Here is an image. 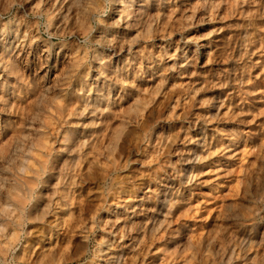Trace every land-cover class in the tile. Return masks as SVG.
Segmentation results:
<instances>
[{"label":"clouds","instance_id":"1","mask_svg":"<svg viewBox=\"0 0 264 264\" xmlns=\"http://www.w3.org/2000/svg\"><path fill=\"white\" fill-rule=\"evenodd\" d=\"M175 4L176 0H0V200L16 209L3 221L0 264H59L57 249L48 246V238H58L63 231L56 214L70 209L80 197L74 189L83 185L98 186L102 193L97 213L105 210L117 218L101 221L94 213L95 231L79 233L83 237L76 245L83 257L79 264H157V257L147 259L150 243L161 240L165 233L168 239L156 249L163 253L164 264H264V153L257 157L261 163L249 166L240 177L238 198L229 201L223 194L224 185H213L211 195L201 201L204 207L200 211L202 217L214 205L216 214L206 224L185 222L193 211L192 200L199 199L194 188L186 185L209 183L200 179L198 167L211 155L206 126L217 123L211 133L222 145L216 149L221 156L234 153L246 140L255 142L250 130L245 134L249 121L237 119L246 113L229 109L227 114L197 113L189 120L201 89L181 85V95H190L187 106L177 105L184 109L179 116L149 112L138 119L127 128L126 149L102 175L95 159L89 160L95 157L93 142L97 138L73 127L78 122L83 129L96 128L115 110L143 95L150 77L153 82L159 78L167 83L186 71L181 61L184 65L197 62L182 43L184 30L191 25L176 27L170 22ZM177 33L181 35L174 39ZM13 34L19 41L17 47L30 58H16L15 49L7 43ZM209 105L214 106L212 99L195 104L205 111ZM257 115H264V110ZM157 119L188 120L186 129L181 125L183 138L180 130L166 135L156 129ZM226 119L235 123L219 124ZM195 124L204 126L203 150L186 152L181 145L199 142L189 135ZM260 138H264V130L256 137ZM150 148L156 166L136 175L127 155L134 151L147 154ZM20 160L28 170L23 177L16 171ZM85 162L88 167L81 171ZM232 163L215 160L204 167H217L228 184L235 179ZM125 169L132 174L121 175ZM142 178L147 179L140 183ZM145 188L142 201L128 203ZM17 191L29 193L27 202L11 199ZM122 194L128 200L122 201ZM109 196L122 212L104 207ZM80 199L91 204L88 196ZM186 205V213L174 216L173 209ZM136 217L147 219L151 228L136 222ZM121 240L128 243L121 244ZM170 245L171 251H165ZM73 258L60 257L65 264H71Z\"/></svg>","mask_w":264,"mask_h":264},{"label":"rangeland","instance_id":"2","mask_svg":"<svg viewBox=\"0 0 264 264\" xmlns=\"http://www.w3.org/2000/svg\"><path fill=\"white\" fill-rule=\"evenodd\" d=\"M217 1L216 0H212V1L210 0L209 1L208 0H185V1L176 0L177 2L175 4L176 12H175V15L170 18V22L174 24L176 27H179L180 24L181 25L182 24L191 25L190 27L185 28L183 32V35L185 36V40L182 41V43L185 46V48L188 50L189 57H195L197 62H195L194 65H189V66L185 65L186 66L185 67L183 61H181V64L183 63L182 64L183 67L187 70L180 75L172 76V78H170L167 83H164L162 81L159 82L160 80L159 78H157L158 81L156 80V82L158 84H156V82L154 83L152 82V84H150L152 86V87L150 86L149 88L151 89V91H149V89H145L143 95H138L140 99L138 98V96H136L137 98L134 97L135 99H132V101L127 105L128 108L125 107L127 112L124 113L123 117H124V120L127 122L126 123L127 125L126 130H127V128L130 125L131 126L133 125L132 124L133 120H138L146 116L149 112H152L155 116H159L161 114L168 116V114L170 115L173 113L179 116V114L184 109L183 107H178V106L174 107L175 104H172V102H174L173 101L174 98L179 97L180 102L178 105L187 106L186 101L188 100L190 94L185 93L186 95L185 94L181 95V93L184 92V88L180 86L181 85L186 86L188 84H192V82H193V85L198 86L197 88L201 89V91H199L195 96L196 97L195 99L198 101H194V106L192 107L189 118H188L189 120H192L193 116H195L197 113H203L204 115L210 114L211 116L213 114V111L216 114L219 110H220L219 113L221 114H227L229 112V109H231L233 113H237V112L246 113L245 116L243 117L238 116L237 119H245V120L248 119L247 121H249V123H247V125L245 126L246 128L245 134L247 136L248 130H250L251 139L254 140L255 142H249V140H246L245 143H243L242 147H238V149H236L235 151L236 153L231 158L229 157L225 159L223 156L220 155L219 152L216 151L217 148L222 147L220 143L217 144L218 143L217 140L213 138V135L211 133V129L213 127H217V123L214 122L213 124L206 126L208 130L207 138L210 141L212 147L208 150L209 152H211V155H209L208 162L207 160H205L206 163L204 161L203 163L208 165L210 164L211 161H215V159L225 160V161L230 160L229 161L230 163L233 161L234 163H236V164L232 163V167L236 169V172L234 173L235 179L233 182L226 184L228 186V189L225 195L228 197V200L231 201L239 197V194L241 192L240 177L243 175L245 169L248 168L249 166H257L259 163H261V161L258 160L257 157L258 155L264 153V138L256 139V137L259 136L260 131L264 130L261 128V126L264 125V115H257V113L260 112L262 109L264 110V97H263L264 96V92H263L264 91V84H263L264 83V68H263L264 67V31H261V29H264V8L261 7V5H264V0H217ZM207 2L208 4L210 3V5H208ZM215 2L217 5L215 4ZM187 3H188V7L186 6ZM189 5L192 7H190ZM182 7L187 8L188 10ZM190 8H192V11ZM177 10L180 13H181L180 10H182V12L184 13L180 14ZM213 11H214V14H212ZM188 13L190 14L191 17L189 16ZM186 15L187 17L188 16L189 17L187 18ZM178 18L180 19L182 18L183 20L182 19L180 20ZM188 19H191V20H188ZM183 22H186V23H183ZM179 35L181 34L177 33L173 38L178 39ZM189 72L191 73V75ZM193 73H199V75H194ZM206 80L210 81L211 84H224L225 86L224 87H219V86L209 87L205 83ZM187 82H190V83L187 84ZM156 85L157 87H155ZM177 86H178V89L176 88ZM170 87L173 89H171ZM245 89H248L249 91ZM146 90L148 93L146 92ZM169 90H170V93H169ZM177 93H179L178 96L176 95ZM183 97L185 98V100L183 99ZM205 97L207 99H212L213 102L217 101V104H215L216 106H208L207 111L196 107L195 104L202 101L201 99L203 100L206 99ZM133 101L135 102L133 103L134 106L132 105ZM60 102H61L60 100H56L54 104L56 105L57 103H60ZM221 103L223 104V107H221ZM260 103L262 104L260 105ZM211 108L213 109L211 110ZM252 113H254L255 115ZM108 120H109L108 128H107L108 131L105 130L104 132V134L106 133L105 136L109 134L110 126H115L118 124L117 122L118 118L114 114L110 116ZM160 120L161 119H157L156 121V124H158V127L155 124L156 129H159L162 131L164 130L166 135H170L171 132L173 131L180 130L181 138H183L184 131L181 129V125H183V127L186 129L188 127V120H184V121H181L178 119H167V120H161V121ZM234 123H235L234 120H227V119L219 122L220 125H229V126ZM79 125L80 124L78 122H75V128L77 130H80L83 132L86 131L89 133L90 129H81V126ZM194 128L189 132V135L192 137L193 141L199 140V142L198 143L194 142V143H190L187 145H181V147L184 148L186 152L190 150H195L198 153L203 150V146H204L203 137L205 135V131H204V126L202 124H197V125L195 124ZM95 129L96 128L92 129V131H95ZM198 131L200 132V134H198L199 133ZM124 134L127 135L125 132V129L123 131V135ZM123 137H124V142H123L124 145L122 144L121 153L123 150L126 149L125 136ZM100 149H103V148H100ZM241 149H243L244 152ZM205 154L208 155V152H205ZM236 154H238V156ZM146 156H147V159L145 158ZM237 157L239 158L237 159ZM126 158L133 161V163L129 165V168L136 170L135 171L136 175H139L140 170L149 171L150 169L156 166L155 165L156 156H155V153L153 154V151H151V148L148 150L147 154L134 151L132 153H129ZM160 159H162V157ZM172 159L175 160V157H172ZM142 161L145 163L142 164L143 163ZM121 163H123V159H121ZM204 164L198 166L202 170V173L205 174V175L202 174L200 176V179H203L204 181L209 180L208 181L209 183H206V184L204 183L200 185L199 184L186 185V188H190V189L194 188L195 195L200 197L199 199L192 200L191 205H192L193 211L190 216L188 215L185 216L186 223L188 222L192 224H200V223L206 224L216 214L214 205H209L207 213L201 217L200 210L202 207H204V205L199 203V201L203 200L205 195H209V196L211 195L209 189L212 188L214 184L213 183L214 176H212L211 173H212V170H214V168H217V167H214V168L211 167L210 169V167H206L205 169ZM99 167L102 168L101 166H98L96 168L98 169L99 173L102 175L104 173L103 169H100ZM239 167L241 168L242 171L240 170ZM237 168L239 169L237 170ZM81 171H84V168H82ZM25 174L27 175L26 172ZM131 174L132 173L128 172V169H125L124 172L121 173V175H131ZM208 175L209 176L211 175V176L209 177ZM146 179L147 178H142L140 183H143ZM225 180H226L225 177L220 178V181L223 184H225ZM74 190L80 193V197L88 196L89 199L91 200V204H89L88 201L81 200L80 197H77L76 200L72 202L71 207H70L71 209H68V210L66 209V211L63 212L64 214H62V216H65L66 219L70 220L68 221L69 224H72L74 221L78 222V219H79V225L82 226V227L79 226L80 231H83L84 229H89V231H95L94 213L96 214L95 218L97 219L99 217V214L96 212V209H97V204L98 205L101 204L100 202L102 199V193L98 190V186L88 187L87 185H83V186L77 187ZM134 190L139 191V189H134ZM145 190L146 188L143 190V192H145ZM143 192H140V195L136 198V200L139 199L143 195L142 194ZM16 194L18 195L20 193L16 192ZM20 195L18 196L19 197L22 196V198L26 197V191L23 195L21 196ZM124 197L128 198L127 195H124ZM0 202H1V207H0V228L1 229L0 231L3 232L2 225H3L4 218L12 215L13 213L16 212V210L12 204L6 203L3 200H1ZM216 203H220V201H217ZM178 208L173 209V214L175 213L174 216L176 217L180 216L179 213L181 214L183 211L181 210L182 208L180 207ZM6 210L8 213L5 212ZM176 210H178L179 213L176 212ZM70 213H72L71 219H70ZM56 215L57 217H59V213H57ZM48 219H53V217H48ZM82 219H83V222H82ZM84 224H85V227H84ZM30 227H35V225L30 226ZM79 230L73 231L72 229V232H74L72 235L75 236L74 238L68 232V228L64 227L63 231H60L58 233V238L52 239V242L54 244V249H57L56 255H57V259L59 260V264H65L64 260L60 259L61 255L68 256V257H76L71 260V264H79V261L83 259V257L79 255V252L76 247L77 242L83 239L81 238L82 236L79 235V233H81L79 232ZM164 237L163 239L159 241H156V242L154 241L150 243V247H153L152 250H155L156 248H158V245H160L159 248H162L164 246L165 241L168 238L166 233ZM10 239H13V238H10ZM120 242L122 244V241ZM124 242L126 244L128 243L127 240H124ZM155 244H158V245L156 246ZM168 248L170 250H168ZM168 248H166L165 251H171L172 249L171 245ZM115 250L117 249H113V251ZM150 254L152 256L149 255L150 258L148 259H151L153 256L157 255V258H158L157 264H164V255L162 252H157L155 250V251L150 252ZM249 255L252 256V255H255V253H250ZM137 264H139L138 261H137ZM168 264H171V261H168Z\"/></svg>","mask_w":264,"mask_h":264},{"label":"bare ground","instance_id":"3","mask_svg":"<svg viewBox=\"0 0 264 264\" xmlns=\"http://www.w3.org/2000/svg\"><path fill=\"white\" fill-rule=\"evenodd\" d=\"M185 1V0H184ZM209 1V0H208ZM210 1H212V0H210ZM217 1V0H216ZM177 3V2H176ZM185 3V2H184ZM217 3H218V1H217ZM207 4H208V2H207ZM215 4H216V2H215ZM208 5H210V3L208 4ZM212 5V4H211ZM217 5V4H216ZM180 6V5H179ZM178 6V7H179ZM182 6V5H181ZM186 6L188 7V3L186 4ZM190 6V5H189ZM190 7H192V6H190ZM182 8H184V7H182ZM216 8V7H215ZM184 9H187V8H184ZM191 9V11H192V8H190ZM188 10V9H187ZM178 11V10H177ZM181 11V13L183 14L184 12H182V10H180ZM179 12V11H178ZM187 12V11H186ZM180 13V12H179ZM180 13V14H181ZM192 13V12H191ZM211 13V12H210ZM242 13V12H241ZM185 14H187V13H185ZM189 14V13H188ZM212 14H214V11H213V13ZM218 14V13H217ZM244 14H245V12H244ZM193 15V14H192ZM178 16V15H177ZM176 16V17H177ZM183 16H185V15H183ZM189 16H190V14H189ZM188 16V17H189ZM172 17V16H171ZM186 17H187V15H186ZM185 17V18H186ZM187 17V18H188ZM191 17V16H190ZM194 17V16H193ZM173 19V18H172ZM175 19V18H174ZM178 19H180V18H178ZM182 19V18H181ZM180 19V20H181ZM193 19V18H192ZM237 19V18H236ZM183 20V19H182ZM188 20H191V19H188ZM173 21H175V20H173ZM185 21V20H184ZM187 22V21H186ZM186 22H183V23H186ZM194 22V21H193ZM176 24V23H175ZM179 25V24H178ZM181 25V24H180ZM179 25V26H180ZM175 26V25H174ZM208 29V28H207ZM187 36V35H186ZM7 43L8 44H11V47L13 48V49H15V56H16V58L17 59H19V58H21V57H23V58H25V59H28V58H30L29 57V54H28V52L27 51H25L23 48H18L17 47V44L19 43V41H16L15 40V35L13 34V35H11V36H9L8 38H7ZM197 43V42H196ZM196 45V44H195ZM202 46V45H201ZM201 46H199V47H201ZM30 47V46H29ZM203 47V46H202ZM255 47V46H254ZM253 47V48H254ZM262 47V46H261ZM193 49V48H192ZM197 51V50H196ZM193 53V52H192ZM191 53V54H192ZM196 55V54H195ZM194 56V55H193ZM5 58H7V57H5ZM203 59V58H202ZM253 59H254V57H253ZM205 62V61H204ZM262 62V61H261ZM183 64V63H182ZM260 65V64H259ZM185 66V65H184ZM189 66V65H188ZM186 67V66H185ZM264 68V67H263ZM189 69V68H188ZM187 70V69H186ZM191 70V69H190ZM183 73V72H182ZM190 73V72H189ZM184 75H186V74H184ZM190 75H191V73H190ZM158 81V80H157ZM152 79H151V77L149 78V81H148V84H146L145 85V89H149L150 88V84H152ZM159 82H161V81H159ZM163 82V81H162ZM154 83V82H153ZM185 83V82H184ZM188 83H190V82H187V84ZM156 84H158L157 82H156ZM181 84V83H180ZM192 84H193V82H192ZM264 84V83H263ZM154 85V84H153ZM160 85V84H159ZM163 85V84H162ZM173 85V84H172ZM178 85V84H177ZM168 86V85H167ZM152 87V86H151ZM155 87H157V85L155 86ZM154 87V88H155ZM163 87V86H162ZM196 88L198 87V86H195ZM253 87H254V85H253ZM167 88V87H166ZM171 88V87H170ZM177 89H178V86L176 87ZM248 88V87H247ZM171 89H173V88H171ZM179 89H180V87H179ZM257 89V88H256ZM154 90V89H153ZM152 90V91H153ZM157 90V89H156ZM245 90H248V89H245ZM162 91V90H161ZM178 91V90H177ZM181 91V90H180ZM249 91V90H248ZM252 91V90H251ZM262 91V90H261ZM260 91V92H261ZM146 92H147V90H146ZM158 92V91H157ZM159 92H160V90H159ZM183 92V91H182ZM264 92V91H263ZM148 93V92H147ZM150 93V92H149ZM169 93H170V90H169ZM173 93V92H172ZM171 93V94H172ZM211 93V92H210ZM251 93V92H250ZM258 93V92H257ZM256 93V94H257ZM164 94V93H163ZM168 94V93H167ZM166 94V95H167ZM178 94L179 93H177L176 95L178 96ZM188 94V93H187ZM190 94V93H189ZM263 94V93H262ZM149 95V94H148ZM151 95V94H150ZM153 95V94H152ZM165 95V96H166ZM170 95V94H169ZM168 95V96H169ZM186 95V94H185ZM258 95V94H257ZM181 96V95H180ZM188 96V95H187ZM150 97V96H149ZM219 97V96H218ZM250 97V96H249ZM257 97V96H256ZM259 97V96H258ZM264 97V96H263ZM137 98V97H136ZM138 98H139V96H138ZM153 98V97H152ZM174 98V97H173ZM196 98V97H195ZM206 98V97H205ZM215 98V97H214ZM133 99H135V98H133ZM140 99V98H139ZM148 99V98H147ZM183 99L185 100V98L183 97ZM207 99V98H206ZM259 99V98H258ZM168 100V99H167ZM201 100H203V99H201ZM56 101V100H55ZM55 101H53V103L55 102ZM137 101V100H136ZM174 102H172V104H175V106L174 107H176L178 104H179V102H180V98L179 97H176V98H174V100H173ZM183 101V100H182ZM195 101H198V100H196L195 99ZM241 101V100H240ZM258 101V100H257ZM262 101V100H261ZM138 102V101H137ZM148 102V101H147ZM133 103H135L134 101L132 102V105L134 106V104ZM214 103V106H216L215 104H217V101H214L213 102ZM171 104V103H170ZM262 103H260V105H261ZM136 105H138V104H136ZM163 105V104H162ZM239 105H240V103H239ZM56 106L57 107H59V106H61V102L60 103H57L56 104ZM173 106V105H172ZM209 106H213V105H209ZM127 108H128V106H126ZM257 107H259V106H257ZM263 107V106H262ZM261 108V107H260ZM130 109V108H129ZM136 109V108H135ZM213 108H211V110H212ZM250 109V108H249ZM261 110V109H260ZM263 110V109H262ZM131 111H132V109H131ZM167 111H169V110H167ZM172 111V110H171ZM173 111H175V110H173ZM218 111V110H217ZM220 111V110H219ZM218 111V112H219ZM258 111V110H257ZM125 112H127L126 111V109H125V107L124 108H121V109H117V110H115V112L113 113L115 116H117L118 117V124L117 125H115V126H110L109 127V129H110V132H109V134L108 135H106L105 136V134H104V132H105V130H107L108 131V123H109V120H102V122L101 123H98V125H97V127H96V129H95V131H92V129H90L89 130V137H96L97 139L96 140H94V145H95V157H89V160H92V159H95V166L96 167H98V166H101L102 168H100V169H103V172L105 173V172H107V171H110V169H109V165H110V163L114 160V159H117L120 155H121V147H122V144H123V142H124V137L123 136H126L125 134L123 135V131H124V129H125V132H126V134H127V130H126V127H127V125H126V121L124 120V117H123V115H124V113ZM178 112V111H177ZM212 112V111H211ZM259 113V112H258ZM215 113H214V111H213V114L212 115H214ZM252 114H254V113H252ZM169 115V114H168ZM210 115V114H209ZM255 115V114H254ZM126 116V115H125ZM139 116V115H138ZM191 117V116H190ZM194 117V116H193ZM136 118V117H135ZM246 118V117H245ZM254 118V117H253ZM252 118V119H253ZM193 119V118H192ZM70 120H71V117H70ZM115 120V119H114ZM248 120V119H247ZM128 121V120H127ZM137 120H133V123L132 124H134L135 122H136ZM161 121V120H160ZM115 122V121H114ZM130 122V121H129ZM116 124V123H115ZM129 125V124H128ZM157 125V127H158V124H156ZM197 125V124H196ZM80 126V125H79ZM131 126V125H130ZM129 126V127H130ZM73 127L75 128V122H73ZM78 127V126H77ZM163 127V126H162ZM201 127V126H200ZM81 129H83V128H81ZM195 129V128H194ZM200 129V128H199ZM159 130V129H158ZM167 130V129H166ZM164 131V130H163ZM86 132V131H85ZM167 132V131H166ZM199 132V131H198ZM198 134H200V132L198 133ZM217 143V142H216ZM217 144H219V143H217ZM217 144H216V146H217ZM124 145V144H123ZM198 145V144H197ZM243 145V144H242ZM242 145H240V147H242ZM247 146V145H246ZM99 147V148H98ZM124 147V146H123ZM244 147V146H243ZM100 148H103V149H100ZM192 149H193V147H192ZM216 149V148H215ZM238 149V148H237ZM245 149V148H244ZM190 150V149H189ZM242 151H243V149H241ZM86 151H91V149H86ZM190 151H192V150H190ZM235 151H236V149H235ZM240 151V150H239ZM246 151V150H245ZM244 152V151H243ZM242 152V153H243ZM247 152V151H246ZM236 152H234V153H232V152H229V153H225V155L223 156L225 159L226 158H231L232 156H234V154H235ZM153 154H154V152H153ZM237 156H238V154H236ZM235 155V156H236ZM214 156V155H213ZM151 157V156H150ZM146 159H147V156L145 157ZM212 158V157H211ZM218 158H220V157H218ZM239 157H237V159H238ZM214 160V159H213ZM215 160H217V159H215ZM227 160H229V159H227ZM143 161H145V160H143ZM142 161V162H143ZM230 161V160H229ZM228 161V162H229ZM121 162V161H120ZM141 162V163H142ZM205 163H206V161H204ZM207 162H208V160H207ZM28 164H31V161H28L27 162ZM145 162H143L142 164H144ZM24 164H25V162L23 161V160H20V161H18V163H17V168H16V171H17V174H18V177H23V176H26V174H25V172L27 173V168L24 166ZM204 164V163H203ZM234 164H236V163H234ZM98 165V166H97ZM137 165H138V163H137ZM204 165H206V164H204ZM88 167V162H85V165H84V169L85 168H87ZM143 167V166H142ZM221 167H223V166H221ZM205 169H206V167H204ZM214 168V167H213ZM240 168V167H239ZM239 168H237V170L239 169ZM210 169H211V167H210ZM209 170V169H208ZM240 170H241V168H240ZM211 171V170H210ZM242 171V170H241ZM236 172V171H235ZM240 172V171H239ZM213 173V174H212ZM212 173H211V175L212 176H214V179H213V185H218V184H223V183H221V181H220V178H223L224 176L221 174V171H218L217 170V168H214V170H212ZM21 174V175H20ZM203 174V173H202ZM209 174H210V172H209ZM239 174V173H238ZM203 175H205V174H203ZM210 175V176H211ZM235 175V174H234ZM209 176V175H208ZM209 176V177H210ZM206 177V176H205ZM212 179V178H211ZM201 180H203V179H201ZM204 181V180H203ZM209 181V180H208ZM206 184V183H205ZM200 185V184H199ZM208 185H210V184H208ZM208 185H206V186H208ZM224 185V192H223V194L225 195L226 194V191H227V189H228V186L226 185V184H223ZM229 187H231V186H229ZM211 189V188H210ZM209 189V190H210ZM230 189V188H229ZM204 190V189H203ZM208 191V190H207ZM18 192V191H17ZM145 192H147V189L145 190ZM205 192H206V190H205ZM142 194H144V192L142 193ZM141 194V195H142ZM207 194V193H206ZM220 194V193H219ZM18 195H20V194H18ZM16 193L11 197V199H13V201H17V202H27V200H28V196H29V193L26 191V197H23L22 198V196L21 197H19ZM191 195V194H190ZM201 195V194H200ZM204 195V194H203ZM200 198V197H199ZM202 198V197H201ZM204 199V198H203ZM121 200L123 201V200H128V198H126V197H124V195H121ZM143 200V195L139 198V199H137V200H128V203H130V204H132V205H135L136 203H139L140 201H142ZM1 201V200H0ZM113 201V197L112 196H109L108 197V203L104 206L105 208H108V209H113V210H115V213H120V212H122V209L116 204V203H113L112 202ZM202 201V200H201ZM201 201H199V203H201ZM197 202V201H196ZM80 203V202H79ZM78 203V204H79ZM101 203V202H100ZM198 203V202H197ZM72 204V203H71ZM202 204V203H201ZM98 205V204H97ZM100 205V204H99ZM198 205V204H197ZM78 206V205H77ZM0 207H1V202H0ZM10 207V206H9ZM81 207V206H80ZM187 207H188V205H186L185 207H182V209L181 210H183L182 212L184 213V212H187ZM191 207H192V205H191ZM79 208V207H78ZM203 208V207H202ZM71 209V208H70ZM179 209V208H178ZM3 210V209H2ZM16 210V209H15ZM68 210V209H67ZM79 210V209H78ZM9 211H10V209H9ZM64 211H66V209H61V211L59 212V219H60V221H61V223L62 224H64V225H66V226H64V227H66V228H68V232L72 235L74 232H72V229H73V231L74 230H79V219H78V222L77 221H74V219H73V223L72 224H69V222L68 221H70V220H68V219H66L65 218V216H62V214H64L63 212ZM77 211V210H76ZM5 212H7V210L5 211ZM71 212V211H70ZM96 212H97V209H96ZM176 212H178V210H176ZM8 213V212H7ZM179 213V212H178ZM92 214V213H91ZM98 214H99V217L97 218V219H99V220H101V221H103V220H108V219H112V220H115L116 218H117V215H115V214H111V213H109L108 211H105V210H99L98 211ZM175 214V213H174ZM71 215H72V213H70V219H71ZM76 215V214H75ZM179 215H180V213H179ZM77 216V215H76ZM75 216V217H76ZM80 216V215H79ZM178 216V215H177ZM73 217V216H72ZM69 218V217H68ZM91 218H93V217H91ZM135 220H136V222H142V223H145V224H148V221H147V219H145V218H143V217H136V218H134ZM92 220V219H91ZM90 221V220H89ZM82 222H83V219H82ZM92 222V221H91ZM122 223L123 222H121V224H118L117 225V229L118 228H120L121 226H122ZM188 223V222H187ZM81 224V223H80ZM92 224V223H91ZM90 224V225H91ZM89 225V226H90ZM93 225V224H92ZM80 227H82V226H80ZM84 227H85V224H84ZM148 227L149 228H151V224H148ZM93 228V227H92ZM1 229V228H0ZM84 229V228H83ZM3 230V229H2ZM82 230V229H81ZM89 230V229H88ZM116 229H113V231H115ZM1 232V231H0ZM79 232H82V231H80L79 230ZM69 233H68V235H69ZM77 233H78V231H77ZM70 235V236H71ZM165 235V234H164ZM73 236V235H72ZM68 237V236H67ZM74 238H75V236H73ZM72 237V238H73ZM76 237H77V235H76ZM79 238V237H78ZM81 238H83V237H81ZM165 238V237H164ZM49 244H48V246L49 247H51V248H54V244H53V242H52V239H53V237H51V236H49ZM163 239V238H162ZM168 239V238H167ZM82 240V239H81ZM122 241V244H126L125 242H124V240H121ZM55 242H56V240H55ZM156 242V241H155ZM121 243V242H120ZM159 243V242H158ZM156 246L158 245V244H155ZM159 246L160 245H158V248H159ZM162 246V245H161ZM172 247V246H171ZM153 249V247H149V253L150 252H152V251H155V250H152ZM165 250V249H164ZM168 250H170L169 248H168ZM115 251H117V250H115ZM114 251V252H115ZM120 251H125L124 249H120ZM155 254V253H154ZM151 255V254H150ZM162 255V254H161ZM152 256V255H151ZM155 257H157V255L155 256ZM148 258H150V257H148ZM147 258V259H148Z\"/></svg>","mask_w":264,"mask_h":264}]
</instances>
